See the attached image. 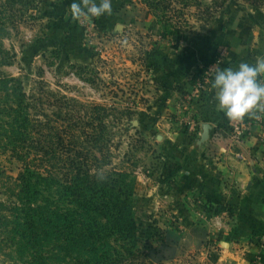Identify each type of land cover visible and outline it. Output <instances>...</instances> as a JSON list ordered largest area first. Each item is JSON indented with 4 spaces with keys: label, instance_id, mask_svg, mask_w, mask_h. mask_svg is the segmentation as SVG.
I'll use <instances>...</instances> for the list:
<instances>
[{
    "label": "crops",
    "instance_id": "crops-1",
    "mask_svg": "<svg viewBox=\"0 0 264 264\" xmlns=\"http://www.w3.org/2000/svg\"><path fill=\"white\" fill-rule=\"evenodd\" d=\"M247 26L239 14L216 19L186 43L140 27L135 31L141 41L128 40L131 30L116 25L66 45L73 62L90 64L105 80L118 79L121 88L138 71L135 92L147 98L135 106L146 113L138 122L157 152L151 164L132 168L135 204L170 206L175 221L183 218L188 238L210 240L201 247L206 264H264V113L245 116L249 128L230 120L216 108L212 83L197 101L182 104L221 49L226 51L221 68L264 58L258 33ZM205 123L211 125L209 139L200 145Z\"/></svg>",
    "mask_w": 264,
    "mask_h": 264
},
{
    "label": "rangeland",
    "instance_id": "rangeland-1",
    "mask_svg": "<svg viewBox=\"0 0 264 264\" xmlns=\"http://www.w3.org/2000/svg\"><path fill=\"white\" fill-rule=\"evenodd\" d=\"M117 1L124 4L118 6ZM72 2L37 0L36 7L21 12L23 18L14 17L0 23V79H17L26 94V105L28 96L36 120L47 124L50 130L58 128L66 143L71 139L74 141L76 151H90L94 155L91 165L99 172L112 168L132 172L134 166L146 167L152 163L151 158L157 150L138 122L146 113L137 111L135 106L147 99L135 92L138 71L132 70L129 86L121 88L118 79H103L96 68L73 62L66 51L70 41L93 38L94 35L85 34L86 25L91 23L94 30L125 26L131 30L128 40L133 38L136 41L142 39L140 32L135 31L137 27L153 30L152 33L160 39L163 31L180 30L176 37L170 38L189 43L199 36L202 25L239 14L241 18L243 15L248 29L251 27L258 33L260 47L264 46V9L249 5L229 2L223 9L220 2L213 0H187V5L176 3L175 11L165 17L161 13L155 15L140 0H111V15L74 18L70 7ZM208 6L211 13L206 11ZM21 13L15 12L17 16ZM208 16L213 18L210 22L200 20ZM8 85L10 89L15 85L14 81H9ZM8 95L3 91L0 103H12ZM22 166L9 151L0 148V222L14 201ZM135 210L140 247L144 253L140 264H149L150 247L163 242L176 248V256L154 264L207 263L201 247L210 240L188 238L183 218L175 221L170 206L153 209L136 202ZM212 253L210 258L214 259L216 251ZM0 264H26L6 246L1 234Z\"/></svg>",
    "mask_w": 264,
    "mask_h": 264
},
{
    "label": "trees",
    "instance_id": "trees-1",
    "mask_svg": "<svg viewBox=\"0 0 264 264\" xmlns=\"http://www.w3.org/2000/svg\"><path fill=\"white\" fill-rule=\"evenodd\" d=\"M140 1L155 15L165 17L175 11L176 3H187ZM213 1L220 2L223 9L229 2L264 9V0ZM36 5L37 0H0V23L23 18L21 12ZM206 11L211 13L209 6ZM179 32L163 31V37H176ZM9 81L15 84L10 89ZM3 91L12 103H0V148L23 165L14 201L0 222L6 246L26 264H140L144 253L138 235L133 173L117 168L95 171L90 151H76L74 141L66 143L58 128L50 130L36 120L17 79H0V102ZM176 251L171 243L151 246L149 264L173 259Z\"/></svg>",
    "mask_w": 264,
    "mask_h": 264
},
{
    "label": "clouds",
    "instance_id": "clouds-1",
    "mask_svg": "<svg viewBox=\"0 0 264 264\" xmlns=\"http://www.w3.org/2000/svg\"><path fill=\"white\" fill-rule=\"evenodd\" d=\"M71 13L74 18L86 16L100 18L111 15V0H73ZM264 58L254 64L241 62L238 67L218 69L212 79L216 108L233 121L257 112L264 113Z\"/></svg>",
    "mask_w": 264,
    "mask_h": 264
},
{
    "label": "built area",
    "instance_id": "built-area-1",
    "mask_svg": "<svg viewBox=\"0 0 264 264\" xmlns=\"http://www.w3.org/2000/svg\"><path fill=\"white\" fill-rule=\"evenodd\" d=\"M85 31L90 35H92L94 31L93 25L91 23L90 25H86ZM225 58H226V51L225 49H221L217 57L214 59V61L206 65L205 69L199 75L196 76L194 90L185 93V96L182 99V104L184 106L186 104L197 101L201 97V95L206 90V88L212 83V79L215 72L222 67ZM242 121L245 124L244 128L245 127L249 128L251 121L246 117ZM242 133H244L243 130L241 131V134ZM262 247L264 248V245Z\"/></svg>",
    "mask_w": 264,
    "mask_h": 264
},
{
    "label": "water",
    "instance_id": "water-1",
    "mask_svg": "<svg viewBox=\"0 0 264 264\" xmlns=\"http://www.w3.org/2000/svg\"><path fill=\"white\" fill-rule=\"evenodd\" d=\"M210 129L211 125L209 123L203 124V132L201 133L200 139L198 141L200 145L209 139Z\"/></svg>",
    "mask_w": 264,
    "mask_h": 264
}]
</instances>
